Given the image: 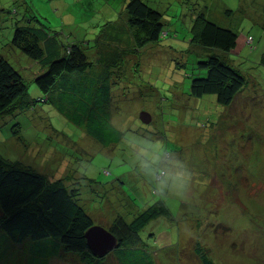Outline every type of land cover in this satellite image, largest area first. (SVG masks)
Wrapping results in <instances>:
<instances>
[{
  "label": "rangeland",
  "instance_id": "obj_1",
  "mask_svg": "<svg viewBox=\"0 0 264 264\" xmlns=\"http://www.w3.org/2000/svg\"><path fill=\"white\" fill-rule=\"evenodd\" d=\"M144 1L161 13L168 35L139 47L125 21V0H0L5 10L0 52L24 77L25 98L41 94L33 82L35 69L5 35L12 22L33 14L39 21L32 23L40 22L61 42H83L90 72L107 75V108L123 132L118 144L102 147L53 107L38 103L14 120L19 125L0 120V158L48 179L63 178L80 193L94 225L103 228L117 215L131 221L162 200L173 218L157 217L139 232V243L130 245L143 247L153 264H200L197 242L213 264H264V0ZM199 10L237 34L226 60L245 84L229 106L213 95H189L191 76L204 73L194 68L193 53H208L188 33L191 15ZM118 23L123 32L112 39ZM141 111L150 115L148 124L139 121ZM12 245L1 264L27 257L20 245ZM113 252L91 264H118ZM32 259L85 264L71 253L18 264Z\"/></svg>",
  "mask_w": 264,
  "mask_h": 264
},
{
  "label": "trees",
  "instance_id": "obj_2",
  "mask_svg": "<svg viewBox=\"0 0 264 264\" xmlns=\"http://www.w3.org/2000/svg\"><path fill=\"white\" fill-rule=\"evenodd\" d=\"M124 7L125 21L131 29L135 46L167 38L168 32L157 9L144 0H125ZM4 13L1 6L0 24L5 21ZM191 16L189 36L208 53H193L194 68L204 73L191 76L189 95L199 98L213 95L216 103L229 106L245 84L240 72L226 60L236 47L237 34L208 20L202 10ZM27 17L12 22L5 38L27 57L35 69L32 71L33 82L41 94L37 100L25 98L27 83L24 77L0 52V120L7 117L11 127L19 125L14 123L15 119L34 111L38 103H45L100 146L118 144L123 132L112 123L107 108L110 99L107 75L90 72L92 61L84 51L83 42L70 38L61 42L40 22V26L32 23L39 21L36 16L28 14ZM122 32L121 23H118L109 37L118 39ZM248 38L251 39V48L253 39ZM17 131L12 128L14 135ZM69 185L63 178L48 179L27 165L6 163L0 158V237L3 240L0 245L5 246H0V258L8 246H13L12 243L20 245L21 251L28 254L24 258L17 253L22 262L36 256L52 258L69 253L85 264L100 258L92 255L84 238L85 231L95 223L79 203L78 190ZM160 216L173 218L165 203L156 200L131 221L117 215L106 226L105 229L117 239L113 254L118 264H153L143 247L130 245L139 243V232ZM194 252L200 264H213L200 243L195 244ZM19 258L13 264H18ZM37 263L32 259V264Z\"/></svg>",
  "mask_w": 264,
  "mask_h": 264
},
{
  "label": "water",
  "instance_id": "obj_3",
  "mask_svg": "<svg viewBox=\"0 0 264 264\" xmlns=\"http://www.w3.org/2000/svg\"><path fill=\"white\" fill-rule=\"evenodd\" d=\"M138 118L143 124H148L151 120L150 115L145 111H141ZM84 238L88 249L95 257H103L117 246L116 237L98 225L88 228L84 233Z\"/></svg>",
  "mask_w": 264,
  "mask_h": 264
},
{
  "label": "clouds",
  "instance_id": "obj_4",
  "mask_svg": "<svg viewBox=\"0 0 264 264\" xmlns=\"http://www.w3.org/2000/svg\"><path fill=\"white\" fill-rule=\"evenodd\" d=\"M152 162H155V158H152Z\"/></svg>",
  "mask_w": 264,
  "mask_h": 264
},
{
  "label": "built area",
  "instance_id": "obj_5",
  "mask_svg": "<svg viewBox=\"0 0 264 264\" xmlns=\"http://www.w3.org/2000/svg\"><path fill=\"white\" fill-rule=\"evenodd\" d=\"M247 40H249V43L251 42V39L250 38H248Z\"/></svg>",
  "mask_w": 264,
  "mask_h": 264
}]
</instances>
